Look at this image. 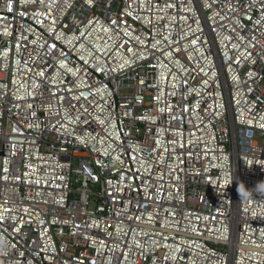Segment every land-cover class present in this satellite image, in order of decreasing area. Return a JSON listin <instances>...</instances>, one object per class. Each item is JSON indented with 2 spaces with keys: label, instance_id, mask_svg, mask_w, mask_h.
<instances>
[{
  "label": "built area",
  "instance_id": "obj_1",
  "mask_svg": "<svg viewBox=\"0 0 264 264\" xmlns=\"http://www.w3.org/2000/svg\"><path fill=\"white\" fill-rule=\"evenodd\" d=\"M0 264H264V0H0Z\"/></svg>",
  "mask_w": 264,
  "mask_h": 264
}]
</instances>
